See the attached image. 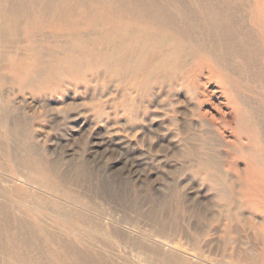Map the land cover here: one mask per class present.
I'll list each match as a JSON object with an SVG mask.
<instances>
[{
    "label": "bare ground",
    "instance_id": "6f19581e",
    "mask_svg": "<svg viewBox=\"0 0 264 264\" xmlns=\"http://www.w3.org/2000/svg\"><path fill=\"white\" fill-rule=\"evenodd\" d=\"M243 4L256 34L240 21ZM259 54H264V0H0V133L20 138L18 145L31 134L29 120L7 99L9 89L52 96L65 93L68 83L89 86V77L108 75L130 81L134 91L158 84L171 94L184 91V99L168 101V112L193 143L191 150L197 152L200 141L211 148L210 135L233 129L231 145L239 152H230L227 162L243 161L264 176ZM222 162L209 154L199 160L205 168ZM61 168L14 164L7 170L0 164V264H225L197 251L199 235L185 234L186 243H180L118 225L70 191L74 184L85 185V172ZM243 198H256L264 216V177ZM255 227L261 231L251 238L252 248L230 251L226 264H264V221ZM226 249L228 243L223 255Z\"/></svg>",
    "mask_w": 264,
    "mask_h": 264
},
{
    "label": "rangeland",
    "instance_id": "374dc122",
    "mask_svg": "<svg viewBox=\"0 0 264 264\" xmlns=\"http://www.w3.org/2000/svg\"><path fill=\"white\" fill-rule=\"evenodd\" d=\"M238 7L240 21L249 33L256 34L248 6ZM250 48L254 50V46ZM256 58L264 72V54ZM89 79V86L68 83L65 93L52 96L39 97L5 87L11 105L29 120L31 134L21 137L23 145H18L20 138H3L0 133V164L4 169H13L14 164H58L65 172L81 170L85 185L74 184L70 191L104 216L116 219L118 225L180 243L186 241L185 234L199 235L193 245L197 251L225 264L230 261V251L251 249V238L261 231L255 225L260 226L264 216L258 211L256 198L245 202L243 196L246 188L257 187L264 176L251 172L243 161L227 162L230 152H239L231 145L236 140L233 129L224 136L210 135L211 148L197 142L194 152L193 143H187L188 136L168 112V101L184 99V91L177 89L171 94L170 87L160 84L134 91L130 81L108 75L102 80ZM65 107V114L57 111ZM208 154L224 163L203 167L199 160ZM21 170L30 173L27 167ZM214 171H219V183ZM226 243L229 249L223 255L221 248Z\"/></svg>",
    "mask_w": 264,
    "mask_h": 264
}]
</instances>
